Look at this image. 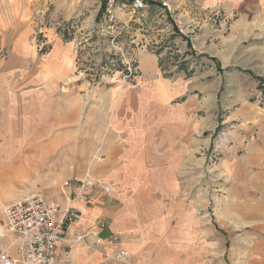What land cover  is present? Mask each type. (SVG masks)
<instances>
[{
  "label": "crops",
  "instance_id": "0c3cea01",
  "mask_svg": "<svg viewBox=\"0 0 264 264\" xmlns=\"http://www.w3.org/2000/svg\"><path fill=\"white\" fill-rule=\"evenodd\" d=\"M37 4L0 0V173L13 179L31 165L39 172L48 164V179L55 180L62 166L68 185L61 184L59 196L76 217L56 241V264H264V108L257 109L255 148L251 139L247 145V162L255 167H247L239 209L233 207L245 232L225 239L222 253L215 236L208 237L202 251V236L190 231L197 225L171 219L162 184L169 163H182L199 149L198 99L172 102L185 90L155 75L152 54L137 82L90 86L76 74L72 46L54 28L37 27L45 14ZM202 4L220 5L232 16L231 35L237 29L242 37L250 29L264 35V0ZM36 30L51 43L48 49H39ZM242 128L246 140L252 127ZM98 146L100 161L93 158ZM77 235L82 240L73 242ZM113 236L118 241L109 243ZM121 249L125 261L114 257ZM9 252L15 253V243Z\"/></svg>",
  "mask_w": 264,
  "mask_h": 264
},
{
  "label": "rangeland",
  "instance_id": "374dc122",
  "mask_svg": "<svg viewBox=\"0 0 264 264\" xmlns=\"http://www.w3.org/2000/svg\"><path fill=\"white\" fill-rule=\"evenodd\" d=\"M36 1L45 11L37 27L54 28L63 43L72 46L76 74L90 86L121 88L137 82L144 74L142 62L152 54L158 63L155 75L185 90L172 102L188 95L198 99L194 114L201 122L199 149L182 163L168 164L162 184L169 195L164 202L174 209L171 219L197 225L190 231L202 236V251L208 248L204 240L215 236L216 249L222 253L225 239L246 229L233 207L239 209L247 167H255L247 161L256 145L257 109L264 108V35L251 29L243 37L238 29L231 35L232 16H226L220 5L205 6L203 0H187L166 20L148 8L139 16L118 13L116 21L107 24L103 16L97 18L99 0ZM42 34L36 30L33 36L45 50L51 43ZM112 38L130 61V77ZM78 96L84 101L83 95ZM242 127H252L246 140ZM249 139L253 143L248 150ZM61 167L55 180L48 179V164H42L39 172L31 165L13 179L0 173V204L34 191L60 197L65 182Z\"/></svg>",
  "mask_w": 264,
  "mask_h": 264
},
{
  "label": "built area",
  "instance_id": "2783aa9c",
  "mask_svg": "<svg viewBox=\"0 0 264 264\" xmlns=\"http://www.w3.org/2000/svg\"><path fill=\"white\" fill-rule=\"evenodd\" d=\"M187 0H99L103 3V23L116 21L118 13H126L130 16H139L148 9L156 10L166 20L171 13L180 9ZM100 8V7H99ZM111 40V45L121 53V47ZM122 54V53H121ZM121 63L127 70V76L131 75L130 61L125 58ZM120 60V59H119ZM126 76V77H127ZM102 147L98 146L93 158L100 161ZM84 181L80 188L84 187ZM64 185H68L65 182ZM107 190L108 187L104 186ZM76 217V211L71 205L64 203L60 197H54L43 191H34L23 197L0 204V240L4 242V248L0 250V264H56V241L61 238L62 230L69 218ZM83 235H77L73 242L81 241ZM118 241L113 236L109 243ZM100 243V240H97ZM15 243V253L9 249ZM127 251L121 249L115 253L116 259L125 261Z\"/></svg>",
  "mask_w": 264,
  "mask_h": 264
},
{
  "label": "trees",
  "instance_id": "16d2710c",
  "mask_svg": "<svg viewBox=\"0 0 264 264\" xmlns=\"http://www.w3.org/2000/svg\"><path fill=\"white\" fill-rule=\"evenodd\" d=\"M103 10H104V5H103V3H102L101 6H100V8H99L98 14H97V18H98V19L102 16V14H103ZM176 33L179 34V31H176ZM117 60H119V59L117 58ZM121 66H122V65H121Z\"/></svg>",
  "mask_w": 264,
  "mask_h": 264
}]
</instances>
